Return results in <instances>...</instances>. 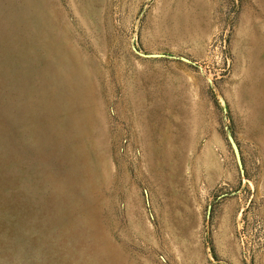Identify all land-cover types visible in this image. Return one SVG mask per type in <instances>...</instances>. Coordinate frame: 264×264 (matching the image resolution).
<instances>
[{
	"label": "rangeland",
	"instance_id": "1",
	"mask_svg": "<svg viewBox=\"0 0 264 264\" xmlns=\"http://www.w3.org/2000/svg\"><path fill=\"white\" fill-rule=\"evenodd\" d=\"M0 264H264V0H0Z\"/></svg>",
	"mask_w": 264,
	"mask_h": 264
}]
</instances>
